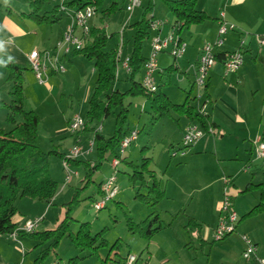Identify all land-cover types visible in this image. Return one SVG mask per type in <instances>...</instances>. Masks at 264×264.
Masks as SVG:
<instances>
[{
  "label": "rangeland",
  "instance_id": "obj_1",
  "mask_svg": "<svg viewBox=\"0 0 264 264\" xmlns=\"http://www.w3.org/2000/svg\"><path fill=\"white\" fill-rule=\"evenodd\" d=\"M117 2L119 9L111 15L105 16L97 10L94 16L100 21L104 20L102 23L107 25L106 29L110 32L124 28L126 29L128 25H123V23L125 21L126 23H131L138 20L145 7V4L141 6V8L136 7L130 14L124 8L125 0H117ZM52 5L53 2L50 0L49 3L45 4L43 10H50ZM105 6H107V2L104 7ZM153 6L157 17L164 16L167 13L169 16L172 14L168 7L165 6L163 0H154ZM0 11L1 13H11V19L22 27L24 34L12 37L14 44L22 49V51L29 52L32 48L38 50H47L48 48H51V43H53L54 37L59 32L58 27H51L53 23L37 24L30 19H25L21 13L29 11V6L26 0H0ZM129 14L130 18L127 19ZM103 28L105 29V26H103ZM150 35L149 32L148 37H150ZM147 40L148 38L144 40V46ZM116 41H118L116 37L109 39L104 48L107 49ZM184 41L187 43L186 40ZM117 47L118 45L115 47V50ZM70 58L73 59V63H70L69 60L64 58L61 59V63L66 67L64 73L48 75L45 82L41 84L38 83L29 64H25L26 70L24 78L25 81H27L25 91L28 97L26 104L27 106L31 105L36 109L38 117L41 115V120L38 123L37 129V142L40 149L43 151H47L46 149H51L53 147L50 146L51 140L56 144V141L60 142V140L63 139V135L70 139L71 134H76V132L73 133L68 129V123H66L64 115L78 113L85 117L86 108L89 102L87 101V98L90 91H92L91 87L94 85V73L92 72L91 65L85 58V61H79L75 56L73 57L72 53ZM118 65H120V62ZM119 72L121 73L123 70L120 68ZM171 73L172 75L170 76L168 84H160L158 90H165L166 92L174 91L175 94H172V97L174 99H179V97L184 94L182 88H188V86H184L182 83L177 84L175 77L176 72L172 70ZM135 79L140 81L142 79V73L139 72L136 74ZM127 85V81H118L115 87L120 91H123L126 89ZM9 86L10 82L6 81V71L0 59V98L8 102L10 101L8 92L11 89ZM44 99H46L44 101L45 103L43 102ZM125 102H131V104L129 107L127 125L124 127L126 129H137L138 135L137 139L126 148L123 154L124 160H121L116 170L113 171L110 166V159L113 154L106 153L99 169L93 173L92 179L88 182V185L82 187L84 184L79 178L84 176L83 165L73 166L69 164L71 169L78 171V174L74 175L69 183L63 184L64 170L62 167V160L57 156L51 155L49 157L51 172L53 177L59 181L60 186L56 191V195H54L55 197L52 204L49 205L50 209L47 210L44 206L42 215L44 216L43 222L38 226V230L55 227L64 216L66 209L64 204L70 201L72 195L77 191L79 201L76 204H73L70 212L72 217L70 222L71 232H76L80 223L87 222L91 236H94L95 233L104 229L102 237L106 241V244L99 246L96 249H79L72 244L70 238L64 236L55 249H50L44 260L45 264L49 262L52 264L55 262L56 264H105L103 263V260L107 255V264H115V261L118 259L122 262L124 257L128 255V252L135 256L141 251L143 257L147 254V250L151 248L156 253V259H164V257L167 256L169 259L167 264H205L206 256L199 250H195L192 247L185 248L179 246L180 244H178L179 240L177 238L179 235L182 237L184 236V241L188 240V236H186L182 227L179 226V222L183 220L187 214L200 215L204 217L203 219L211 217V211L215 210L216 204L214 202H216V193L218 195L219 191H221L219 197L220 199L222 198L224 176H227L230 179L234 178V181L237 184L238 188H234L233 185H229V188L231 191L233 188L236 195L231 199V202L233 203L232 207L235 209L238 216H241L243 213L242 211H245L252 203L258 200L257 190L251 191L250 193L238 192L239 189H241L251 178V173L247 170L248 167H246V165L244 166L242 163H224L222 160L217 159V161H215L217 164L214 165L213 163L212 169L209 170V166L212 164L211 160H214L212 159V153L211 155L207 153L194 157L189 161V157L194 154L191 147L195 144L178 150L179 153L172 157V150L179 146V143H177L178 138H176L177 134L175 128L172 127L174 126L173 124H175L174 121L167 116H163L159 122H155L151 125L150 114L148 113L149 104L143 96L127 97ZM116 112L117 110H114L106 118L96 120L95 125H103L101 132L104 135L109 136L112 134ZM5 113L6 109L0 106V127L7 126L8 128H11L12 124L3 120V114ZM263 126L264 122H262L258 128H251V134H249L250 136L248 140L244 141V144L239 146L240 157L244 155L243 148H248V145L252 144V141L256 142L260 139L259 136ZM60 128H65L66 131L63 130V132L57 134L55 130ZM77 132H80V130ZM90 136L91 134L88 133L85 139H83L85 145L79 144L82 149L86 150L88 148L89 143L87 139ZM75 143L76 141H74L70 148L75 145ZM169 143L173 145L170 146ZM142 147H146L144 151H141ZM181 150L186 152L183 156L180 155ZM212 151L214 152V150ZM93 154L95 162H97L98 159L95 155L94 149L92 150V155ZM215 155L217 158L219 157V154ZM143 156L151 158L147 169L151 170L150 172L157 176L162 187L164 185L167 187V193L169 195V198H164L154 208L159 215L163 228L153 237L147 250L145 248L146 241L139 235L131 233L126 226V216L134 221H139L145 218L149 212L153 210L147 203L145 204L142 200L135 197V190L139 189L141 193H145V186L140 187L138 181L133 183L129 179L132 167H130L127 162L132 161L134 164L139 165ZM250 157L256 162V165H258L256 170L257 176L253 179V182L255 183L262 178L264 159L258 158L254 153H251ZM237 169L240 170L236 171ZM112 173H115V183L118 192L114 198L106 203L105 207L96 210L93 207V202L95 199L99 198V193L97 191L99 180L105 179ZM231 174L232 177L230 176ZM208 183H211V187L202 190L201 187ZM180 208H183L185 213L181 211L174 216V213ZM38 209H41V207H38ZM213 213L214 211L212 212V215ZM172 218H174V221L172 224L173 227L171 228L167 226V223L172 221ZM241 233L242 232L238 227L231 236L229 235L226 237V239H230L232 242L230 245L232 251L236 246L235 242H237V244L242 243L240 241ZM26 238H28V236ZM192 240L195 242L193 237ZM223 241L224 239L204 246V251L206 253L211 248L210 257L212 260H220L219 256L222 248L219 247V245ZM115 242H117V246L110 250ZM13 243L16 244L15 241H13ZM47 245L48 243L39 246H31L25 254L27 257L24 264H32L33 258L36 257L39 251ZM167 247L172 250L166 252Z\"/></svg>",
  "mask_w": 264,
  "mask_h": 264
},
{
  "label": "crops",
  "instance_id": "obj_2",
  "mask_svg": "<svg viewBox=\"0 0 264 264\" xmlns=\"http://www.w3.org/2000/svg\"><path fill=\"white\" fill-rule=\"evenodd\" d=\"M147 2L148 0H144L141 6H143L144 4H145L144 6H146ZM153 5H154V0H153ZM141 6L139 7L141 8ZM196 8L198 10L204 11V13L208 14L211 17V19H208L203 23L194 24L182 29L179 36L187 41L186 44L187 47L185 49L184 54L180 58L174 59L168 53V50H165L158 55V58H156L158 64V69L155 72L156 83L158 86L160 84H164V85L168 84V81L170 80V76L172 75L171 71L174 70V72H176L175 77L177 84L182 83L184 84V86L187 85L188 88H184V87L182 88L184 94H182L179 97V99H174L172 97V94H175L174 91L166 92L165 90H162V92L166 94L173 103H182L186 100V97L189 95L188 103L197 108V106L202 103V100L204 98L208 99L207 104L204 106V111L205 114L207 115L208 123L213 124V129L212 132L206 131L204 135L200 136V139L196 141L195 145L191 147V150L194 151V154H192L189 157V161L194 157H198L200 155H204L207 153L211 155L212 153L213 154L212 159L214 160H211L212 164H210L209 170L212 169L213 163L214 165L217 164L215 162L217 161V159L222 160L224 163L226 162L237 163V164L242 163L244 164V166L246 165V167H248L247 170L250 171L251 173V178L249 181H247L244 184V186L241 189H239L238 192L242 193V190L247 183H254L253 179L257 176L256 170L258 165H256V162H254L253 159L250 157L251 153H254V148H253L254 141H252V144L248 145V148L247 147L243 148L244 155L242 157H240L239 146L243 145L244 141L248 140L250 136L249 134H251L252 127L258 128V126L262 122H264L263 121L264 44L258 41L259 37L264 36V0H197ZM220 13L223 14L222 16L223 19L226 20L227 22L234 24L235 28L233 30L228 31L223 36V43L215 49L216 55L220 54V58H217V62L215 63V65L211 69H209V72L207 74V81H206L207 84L202 89L194 84L195 64L202 45L206 42L214 41L217 36L218 18L220 16ZM152 15L154 19H160L163 21V23L158 28L157 31L149 29L150 34L152 35V33L154 34V32H158L161 35L168 34L169 31H171L174 23V19H173L174 16L172 14L171 16H169L167 13L164 16L157 17L156 12L154 10V6L152 9ZM11 17H12L11 13L8 14L1 13L0 11V56L8 54V56H11L18 64L25 66V64L28 63L27 55L33 48L29 52H24L22 51V49L17 47L16 44H14L12 37H16L18 35L20 36L21 34H24V31L22 30V27H20L18 23L16 24V22L11 19ZM128 18H130V14L128 15L127 19ZM102 21L98 20L97 17H94L89 22L91 26H98V27L105 26L106 33L107 34L112 33L113 36L111 38L116 37L118 40L114 42L111 46H109L107 49L105 48L104 49L105 50H109L113 48L115 49V47L121 42L122 50H121L120 58L122 59L125 56L127 57L128 52L130 50L129 46H131L132 35L134 33L133 28L126 27V29L124 28L110 32L109 30L106 29L107 25L106 24L104 25ZM68 23H69V18L66 15H61V17L51 25V27L57 26L59 29L58 34L54 37L53 43H51L52 49L54 48L56 42L61 38L62 32ZM123 24L129 26L130 22L126 23L125 21ZM240 40H243V45L241 46V50L243 52L242 55L243 63L237 71L235 72L233 71V73L224 76L223 70H221L222 69L221 62L224 57V54L226 52L240 48V44H239ZM149 50H150V37H148L145 46L143 44V54L147 56ZM71 53L73 57L75 56L77 59H79V61L82 62L85 61V59L81 55H76L74 53V50L70 53L65 54L62 58L69 60L70 63H73V59L70 58ZM87 61L91 65L92 72L94 73L93 75L96 78L95 75L96 72L93 67V61L92 60H87ZM120 68L123 70V72L121 73L119 72ZM65 71H66V67H65ZM142 72L143 69L141 70V73ZM127 73L128 72L121 65H118V69L116 73L117 78L114 84V88H117L115 86L117 85L118 81H125V82L127 81L126 80ZM51 74H56V72H50L48 75ZM8 82L10 81L8 80ZM24 83L25 85L23 91L25 93V103H24L25 108L32 109L36 112V109L34 107H32L31 105L27 106L26 104L28 97L25 91L27 87V81H25V78H24ZM9 87H11V82ZM93 87L94 85L91 87L92 90ZM127 88L128 85L126 89ZM91 92L92 91H90L89 96ZM200 92L202 93V95L200 97H196ZM89 96L87 98V101L89 99ZM1 100L6 103L8 102L5 101L4 99ZM45 100L46 99H44L43 102ZM74 114L76 113H71L70 115L69 114L64 115L66 123H68V121ZM40 116H39V121L41 120ZM165 116L169 117L174 121L175 124H173L174 126L172 127L175 128V132L177 134L176 138H178L177 143H179L181 140V135L184 130V127L187 125V123L190 122L189 118L186 117L185 115H180L173 111H171L169 114ZM161 119L162 117H160L156 121V123L159 122ZM3 120H5V114H3ZM95 122L96 120L90 123L89 127L97 128L101 132V130L103 129V125L97 126L95 125ZM0 128L4 130L10 129L7 126ZM63 130L66 131L65 128H60L55 130V132L57 134H60L61 132H63ZM88 133L91 134V136L88 137L87 139L89 142V140L93 137L92 132H83V133L76 132V134H71V138H70L71 140L66 138L65 135L62 136L63 139H61L62 137L60 138L61 139L60 142L56 141L57 142L56 144L53 143V141L51 140L50 146H53L51 149H55L56 151L65 154V152L69 150L70 146L74 143V141L78 142L79 144L85 145V141L83 139H85ZM259 138L261 139V132ZM169 145L172 146L173 144L169 143ZM51 149H46V150H51ZM82 150L86 151L84 149ZM92 150L87 151L86 153L83 154V156H81L82 157L81 159L87 160L91 165L95 163V157L94 154L92 155ZM212 150H214V152ZM185 153L186 152H184V154ZM184 154H182L181 156H183ZM215 154H219L218 155L219 157L217 158ZM238 170L240 169H237L236 171ZM49 172L52 178L56 180L57 190H58L60 186L59 181L52 175L51 163H49ZM230 176L232 177V174ZM83 177L84 176H81L79 180H83ZM101 181L102 180H99V182ZM260 182H264V171H262V178L255 183H260ZM231 185H233L234 188H238L236 182L234 181V178H231ZM208 187L209 188L211 187V183L205 184L201 188L202 190H204L207 189ZM163 188L165 190L164 198H169V195L167 193V187L164 185ZM251 191H249V193ZM232 192H233V196L231 197V199H233V197L236 196L233 188H232ZM54 195H56V193ZM54 195L49 201H44L37 198H29V197L18 198L15 201L16 213L13 216L14 224L18 227L19 225H21V223L25 218H41V222H43L44 216L42 215L44 211V206L47 210L50 209L49 205L52 204V201L55 197ZM220 195H221V191H219L218 195L216 193L215 195L216 202H214L216 204L215 210L211 211V215H210L211 217L209 218L207 217L208 219H203L204 217L200 215L187 214L185 215V218L179 222V226L182 227V229L185 231L186 236H188V240L186 239L187 241H184L185 240L184 236L182 237L181 235H179L177 237L179 240L178 244H180L179 246H183L185 248L192 247L195 250H199L203 255L206 256L205 264H224V262L225 264H246L241 257L243 243L237 244V242H235L236 246L234 247V250L232 251L230 249V245L232 244V242L230 239L229 240L226 239V237H228L229 235L231 236V234L233 233L224 237L223 238L224 241L219 245V247L222 248L220 250V256H219L220 260L215 261L211 259L210 257L211 248L207 251V253L204 251L205 245L209 243L213 244L215 242L212 237V232H213V228L217 223V218H218L217 215L219 213V206L221 201L219 197ZM256 203L257 201L252 203L250 207H248L245 211H242L243 213L241 214V216H238L236 229H238L239 227V230L242 232L241 234H246L257 245L256 254L264 257V216H260V215H264V212L256 214L254 216L252 215L250 217L241 218L243 214L249 211ZM38 207H41V209H38ZM181 211H183V208H180L176 213H174V216L179 214ZM213 211L214 213L212 215ZM188 218H192L195 222L199 224V229H198L199 237H197L195 232L191 230H186L185 224L187 223ZM171 220L172 221L167 223V226L172 228L174 218H172ZM36 230H38V227L36 228ZM160 230H158L151 237L150 240L148 241L145 240L146 250L147 248H149V244L153 240V237ZM24 233L22 234L18 233L16 236L17 240H14L11 234L0 235V264H24L25 259L27 257L25 256L26 252L28 251V249H30L31 246H35L37 243L34 239L30 238L29 236L28 238H26L27 235ZM192 237L195 239V242H193ZM13 241H15L16 244H14ZM171 250L172 249L167 247L166 252H169ZM128 254L131 253L128 252ZM155 254H156L155 251L152 250L151 248L148 249L147 254L142 257L140 251V253L136 255L138 256L137 258L138 264H143L144 261L145 262L147 261L148 264H167L169 262L167 256L164 257V259L162 258L156 259ZM122 262H124V260ZM46 264H52V263L49 262Z\"/></svg>",
  "mask_w": 264,
  "mask_h": 264
},
{
  "label": "trees",
  "instance_id": "obj_3",
  "mask_svg": "<svg viewBox=\"0 0 264 264\" xmlns=\"http://www.w3.org/2000/svg\"><path fill=\"white\" fill-rule=\"evenodd\" d=\"M50 0H26L29 11L22 12L21 15L37 24L55 23L62 14L58 10V6L53 2L50 10H43L46 3ZM165 6L168 7L174 16L173 25L176 26L178 34L183 28L194 24H200L211 19L204 11L196 8L197 0H163ZM107 2V6L104 7ZM68 7H81L92 4L105 16H109L119 9L117 0H66ZM153 0H148L147 5L143 8L141 17L130 23L128 27L133 28L134 33L131 39V46L128 52V66L130 70L127 73L126 80L128 88L120 91L114 88L117 78V67L120 57L117 56L116 50H105L109 38L113 34H107L103 27L91 26L89 39L84 43L83 47L75 50L76 55H81L87 60L93 61V67L96 72L93 90L88 99V107L85 112L87 123L80 130L83 132H92L95 155L97 162L90 164L87 160L81 158H65L64 153H60L55 149L43 151L37 142V129L39 117L32 109L25 108L24 93V73L26 66L18 64L11 56L1 55L0 59L6 70V81L11 82V89L8 92L9 102L0 99V106L6 109L5 120L13 126L9 130L0 128V235L24 233L17 230V226L13 222V216L16 213L15 201L18 198L29 197L49 201L57 191V182L52 178L49 172V157L51 155L59 157L62 161L66 160L73 166L83 165L84 177L83 186L88 185L92 179L93 173L99 169L106 153L115 154L122 139L129 129L127 125L129 107L131 102H125L127 97L143 96L149 104V114L151 125L160 117L169 114L171 111L180 115H185L190 121H195L203 127L205 131L209 127L213 129V124L208 123L206 114L201 113L198 108L188 103L189 95L182 103H173L166 94L161 90L146 91L141 86L140 81L135 79V75L141 72L146 56L143 54V44L149 36L150 22L153 19L152 9ZM215 57L220 58V54ZM116 111L114 118V127L112 134L105 136L97 128L89 127L90 123L95 120H102ZM261 139L264 140V126L261 131ZM146 147H142L144 151ZM124 160V157L121 159ZM151 158L142 157L139 165L132 161L127 162L132 167L129 179L135 183L139 182V186H145V193H141L139 189L135 190V197L147 203L153 210L149 214L139 220L134 221L126 216L127 229L139 235L148 241L163 226L160 222L158 213L154 210L155 206L165 197V190L160 185L159 179L151 170H148ZM257 190V203L243 217H250L264 212V182L247 183L242 192ZM98 193H100V182L98 183ZM79 201L77 191L72 195L70 201L65 203V212L63 218L52 229L35 230L31 233H24L30 238L37 241L36 246L48 243L42 248L33 259V264H45L44 260L50 251L55 249L59 241L67 236L72 244L79 249L92 248L106 244L103 239L104 229L90 235L88 223H80L76 232H71L70 215L73 204ZM186 230H191L198 235L199 224L192 218H188L185 224ZM117 246L115 242L111 249ZM108 255L103 260L107 264ZM125 259V257H124ZM75 264V263H73ZM115 264H124L121 260H116Z\"/></svg>",
  "mask_w": 264,
  "mask_h": 264
},
{
  "label": "built area",
  "instance_id": "obj_4",
  "mask_svg": "<svg viewBox=\"0 0 264 264\" xmlns=\"http://www.w3.org/2000/svg\"><path fill=\"white\" fill-rule=\"evenodd\" d=\"M56 3L58 10L69 18V23L66 25L62 32L61 38L56 42L53 49L38 50L34 48L27 55V61L29 67L33 70L34 76L37 78L39 83H44L48 74L50 72L62 73L65 71V66L61 63L62 57L72 52L73 50H79L83 47L84 43L89 39L91 24L89 21L95 16L97 11L96 7L92 4H87L81 7H68L65 4L66 0H51ZM144 0H125V10L130 14L136 8L142 5ZM223 14L220 13L218 18L217 36L214 41L206 42L202 45L198 58L195 64V79L194 84L200 88H204L207 84V74L209 69H211L217 62V57L215 49L223 43V36L230 30L235 28V25L227 22L223 19ZM163 21L160 19H152L150 22V28L157 31L162 25ZM125 25V24H123ZM260 43L264 44V36L258 38ZM187 43L179 36L176 26H172L171 31L166 35H161L158 32L152 33L150 36V50L146 59L143 63V75L140 80L141 86L146 91H157L158 85L156 83L155 72L158 69L157 59L158 55L168 50V53L174 58H180L187 47ZM240 48L233 51L226 52L222 59V69L223 75L226 76L233 71H237L243 63V52L241 46L243 45V40L239 42ZM121 42L116 48V54L120 57L121 54ZM128 56L120 58V65L128 72L130 70L128 66ZM118 69V67H117ZM202 93L200 92L196 97H200ZM208 99L204 98L202 103L197 106L198 110L205 114L204 106L207 104ZM87 123L86 117L80 114H74L68 121V129L73 133L81 130ZM208 132H212V128L209 127ZM206 131L202 126L195 123V121H190L184 127L181 135V140L179 146L172 150L171 156H176L179 152L178 150L184 149L191 146L200 139V136L204 135ZM138 130L129 129L126 135L120 139L119 146L115 154H113L110 159V166L113 171L116 170L118 164L123 158V154L130 146V144L137 138ZM93 137L89 140L88 149L83 151L78 142L75 143L67 152H65V158H80L87 151H91L94 147ZM254 153L258 158L264 159V140L258 139L254 142ZM184 154V151H180V155ZM62 167L64 170V184L69 183L74 175H77V171L70 168L69 163L66 160L62 161ZM115 173L110 174L105 179L100 182V193L99 198L95 199L93 202V207L96 210L106 206V203L114 198L118 192L117 185L115 183ZM231 185V179L227 176L223 178V192L222 198L219 206V213L217 218V223L213 228L212 237L214 241H219L226 237L227 235L233 233L236 229V224L238 221V215L232 208L231 197L233 192L229 188ZM229 188V189H227ZM41 218H25L21 225L17 227L18 231L25 233H31L36 230ZM17 232L11 233L14 240H17ZM240 241L243 243V248L241 251V257L246 264H264V257L257 253V245L246 235H240ZM138 256L134 254H128L124 259V264H138ZM56 264V262L54 263ZM143 264H148L144 261Z\"/></svg>",
  "mask_w": 264,
  "mask_h": 264
}]
</instances>
